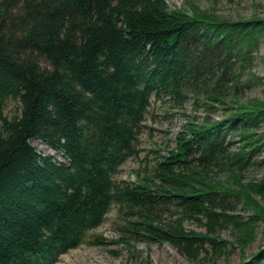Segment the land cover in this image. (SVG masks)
Wrapping results in <instances>:
<instances>
[{"label":"trees","instance_id":"16d2710c","mask_svg":"<svg viewBox=\"0 0 264 264\" xmlns=\"http://www.w3.org/2000/svg\"><path fill=\"white\" fill-rule=\"evenodd\" d=\"M194 1L0 0V264L57 263L114 204L134 218L126 232L195 264L236 253L264 264V176L244 179L264 167V100L249 97L262 82L264 17L229 20ZM153 98L189 115L186 127L137 182L117 181ZM9 99L20 104L12 116ZM190 99L203 116L187 112ZM167 212L175 218L160 223Z\"/></svg>","mask_w":264,"mask_h":264},{"label":"rangeland","instance_id":"374dc122","mask_svg":"<svg viewBox=\"0 0 264 264\" xmlns=\"http://www.w3.org/2000/svg\"><path fill=\"white\" fill-rule=\"evenodd\" d=\"M166 1L171 8L189 10L187 0ZM194 3L208 14L216 13L221 18L229 20L235 21L241 17L249 18L252 16L264 17V0H197ZM258 58L255 70L261 76L262 82L249 91V97L264 100V43L260 47ZM40 61L43 66L50 67L45 58L40 57ZM191 104L192 99L187 103V112L191 116H203L202 111L193 112ZM18 105L20 106L16 100L9 99L5 113L12 116L18 111ZM214 115L215 118H221L223 115L221 108H218ZM188 116L180 109H173L166 113L161 104L153 98L146 114L144 126L139 134L140 151L138 156L127 159L122 164L120 172L115 175V179L117 181L137 182L146 170H151L156 161L162 155L167 154V151L175 145L174 140L186 127ZM30 142L43 155H52L59 161H67L44 141L31 139ZM263 176L264 167L250 168L246 171L244 179L246 181L261 179ZM160 215L162 216L159 217ZM157 217H159L160 223L163 224L175 218L168 212L158 214ZM127 220H134V218L119 214L118 206L116 204L112 205L103 223L90 230L86 242L62 254L55 264H195L169 243H148L141 236L126 232L124 225L128 222ZM184 226L187 230L205 231V227L190 220H186ZM122 235L127 239L122 240ZM229 235V231L223 232V237L228 238ZM96 237L102 238L104 243H91L90 240ZM261 241L262 233L258 232V237L250 246L249 252L256 250ZM238 261L239 254L236 253L229 261H222L220 264H238Z\"/></svg>","mask_w":264,"mask_h":264}]
</instances>
